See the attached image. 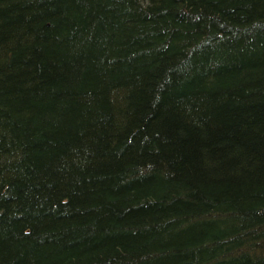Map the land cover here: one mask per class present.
Masks as SVG:
<instances>
[{"label": "trees", "instance_id": "1", "mask_svg": "<svg viewBox=\"0 0 264 264\" xmlns=\"http://www.w3.org/2000/svg\"><path fill=\"white\" fill-rule=\"evenodd\" d=\"M0 264H264V0H0Z\"/></svg>", "mask_w": 264, "mask_h": 264}]
</instances>
